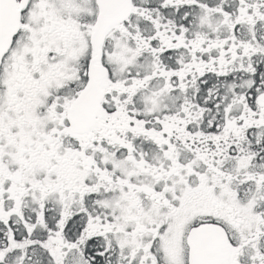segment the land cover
<instances>
[{
	"label": "snow or ice",
	"instance_id": "snow-or-ice-1",
	"mask_svg": "<svg viewBox=\"0 0 264 264\" xmlns=\"http://www.w3.org/2000/svg\"><path fill=\"white\" fill-rule=\"evenodd\" d=\"M0 264H264V0H0Z\"/></svg>",
	"mask_w": 264,
	"mask_h": 264
}]
</instances>
